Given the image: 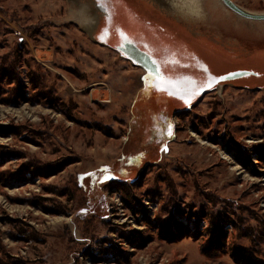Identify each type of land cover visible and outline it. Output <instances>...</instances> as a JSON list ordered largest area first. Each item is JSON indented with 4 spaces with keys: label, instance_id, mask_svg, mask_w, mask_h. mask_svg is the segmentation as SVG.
Returning <instances> with one entry per match:
<instances>
[{
    "label": "rangeland",
    "instance_id": "obj_1",
    "mask_svg": "<svg viewBox=\"0 0 264 264\" xmlns=\"http://www.w3.org/2000/svg\"><path fill=\"white\" fill-rule=\"evenodd\" d=\"M234 1L264 12V0ZM105 3L0 0V264H242L234 248L264 264V66L245 62L264 51V20L218 0ZM200 39L239 62L214 66L188 48ZM126 41L182 82L173 92L252 73L185 102L142 79L152 72ZM175 221L191 234L164 238ZM212 240L223 249L205 253Z\"/></svg>",
    "mask_w": 264,
    "mask_h": 264
},
{
    "label": "bare ground",
    "instance_id": "obj_2",
    "mask_svg": "<svg viewBox=\"0 0 264 264\" xmlns=\"http://www.w3.org/2000/svg\"><path fill=\"white\" fill-rule=\"evenodd\" d=\"M116 2V1H115ZM219 2H220V0H219ZM118 3H119V5H120V2L118 1ZM221 3V2H220ZM121 4H125V2H122L121 1ZM207 4V3H206ZM239 4V3H238ZM118 5V6H119ZM141 6V7H140ZM140 9H142V10H144L145 8H144V4H140ZM88 7H90L87 3H85V4H82V7H81V9L83 8L84 10H87V8ZM75 8V7H74ZM76 10V9H75ZM146 10V9H145ZM144 10V11H145ZM215 10V9H214ZM190 11V10H189ZM116 13H117V17H118V20H120V22L122 23V25H123V27L124 28H126V30L127 31H130V33L128 32L127 34H126V36L128 37L130 34H131V32H134L135 30H138L137 32H138V36L140 35V31H142V29H140V26L142 25V24H140L139 22L138 23H136V25L137 26H135L134 27V25H131L130 24V19L128 18V17H130L131 15V13L128 11H126V12H124V9H121V7L116 11ZM190 13L191 14H195L192 10L190 11ZM212 13V12H211ZM225 14V13H224ZM126 15H127V17H126ZM217 15V14H216ZM222 15V14H221ZM220 15V16H221ZM231 15V14H230ZM234 16V15H233ZM72 17V16H71ZM214 17V16H213ZM99 16L98 15H96V14H94V13H91V14H88V16H86L85 17V20H86V22H85V24L86 25H88V27L90 28V30H93L96 26H97V23L99 22ZM135 18V17H134ZM215 18V17H214ZM72 19V18H71ZM80 19H82V18H80ZM135 19H137V18H135ZM130 20V21H129ZM220 20H222V19H220ZM219 20V21H220ZM228 21V20H227ZM119 22V23H120ZM232 24V23H231ZM131 25V26H130ZM130 26V27H129ZM136 28V29H134V28ZM228 27V26H227ZM139 28V29H138ZM237 28V27H236ZM227 30V29H226ZM229 30V29H228ZM233 30H235V29H233ZM230 31V30H229ZM232 31V30H231ZM169 32H171V31H169ZM235 33V32H234ZM238 33V32H237ZM151 34H152V32H151ZM157 37H155V38H159L160 39V41H162V40H164V36H165V34L164 33H162V32H155L154 33ZM250 34H252V33H250ZM235 35H237V34H235ZM150 36V35H149ZM168 36V35H167ZM158 39V40H159ZM162 39V40H161ZM151 40V39H150ZM138 46V45H137ZM191 46V45H190ZM132 47V46H131ZM139 47V46H138ZM140 48V47H139ZM177 49H181V48H183V47H176ZM236 48V47H235ZM131 52H132V54L133 55H135L136 57H137V60H138V64L139 65H141V66H143L146 70L148 69L147 68V66H151V64H150V62H149V60L147 59V57L146 56H144L143 54H141V53H139L137 50H135V49H133V50H131ZM228 52V51H227ZM237 52V51H236ZM235 52V53H236ZM258 55L260 56L259 57V60L264 64V51L263 52H261V53H258ZM251 59L252 60H254V56H252L251 57ZM236 60V58H234L233 56H230L229 54H227V62L228 63H232V62H234ZM258 60V61H259Z\"/></svg>",
    "mask_w": 264,
    "mask_h": 264
},
{
    "label": "crops",
    "instance_id": "obj_3",
    "mask_svg": "<svg viewBox=\"0 0 264 264\" xmlns=\"http://www.w3.org/2000/svg\"><path fill=\"white\" fill-rule=\"evenodd\" d=\"M234 1V0H233ZM218 2H219V0H218ZM221 2V3H220ZM220 4L222 5V7H224V8H227V9H229V10H231V12H233L234 14H236L239 18H244L245 19V17H243V16H241V15H239L238 13H236L235 11H233L231 8H229L222 0H220ZM237 5H239L240 7H242V8H244V9H246L247 11H250V12H253V13H264V12H257V11H253V10H250V9H248V8H246V7H244V6H242V5H240V4H238L236 1H234ZM250 20H252V19H250ZM184 35V34H183ZM187 36V35H186ZM203 39V38H202ZM182 41V40H181ZM191 42V41H190ZM189 42V44L191 45V46H188V48H190V49H194L195 47H194V45L196 44V46H199L198 48L200 49V50H202V52H204L207 56H208V58H210L211 59V61H212V63H213V65L214 66H216V67H223V66H230V65H232V64H237L239 61H237V60H235L234 62H232V63H228L227 62V54L222 50V48L221 47H217L216 45H214V44H211L209 41L208 42H204L203 40H193L191 43ZM193 42H194V44H193ZM201 46V47H200ZM140 47V46H139ZM140 49H142V50H144L146 53H148L150 56H151V58L154 60V62H155V64L157 65V67L159 68V70L161 69L160 67V65H159V63H158V60H157V58L147 49V48H145V47H140ZM182 49V48H181ZM181 49H178V51H180ZM263 52V51H262ZM259 53H261V52H259ZM254 56V60H252V59H248V60H245V62H249V63H258V64H261V65H263L264 66V64L259 60V55H258V53L256 54V55H253ZM259 60V61H258ZM239 70H248V69H239ZM160 71H162V70H160ZM233 71H236V70H233ZM230 72H232V71H230ZM229 73V72H228ZM163 74V73H162ZM227 74V73H226ZM224 75V74H223ZM220 76H222V75H215V77H216V79L218 78V77H220ZM163 77H165V74H163ZM210 78V77H209ZM216 79H213L212 80V82L213 81H215Z\"/></svg>",
    "mask_w": 264,
    "mask_h": 264
},
{
    "label": "water",
    "instance_id": "obj_4",
    "mask_svg": "<svg viewBox=\"0 0 264 264\" xmlns=\"http://www.w3.org/2000/svg\"><path fill=\"white\" fill-rule=\"evenodd\" d=\"M229 8H231L233 11H235L236 13H238L239 15L248 18V19H252V20H264V13H253L250 11H247L246 9L240 7L239 5H237L233 0H222ZM132 46V47H131ZM122 52H124L125 54H127L131 59H133L135 62L138 63L137 57L135 55L132 54L131 50L135 49L137 50L139 53L143 54L144 56L147 57V59L149 60L151 66H147V70L149 72L152 73H160L159 72V68L157 67V65L155 64L154 60L151 58V56L146 53L144 50L140 49L135 43L133 42H129L126 41L123 43V45L118 47ZM252 73V71L249 70H236V71H232L229 72L227 74H224L220 77H224V79H219V77L216 79L217 81H221V80H225V79H232V78H236L239 76H243V75H247Z\"/></svg>",
    "mask_w": 264,
    "mask_h": 264
},
{
    "label": "snow or ice",
    "instance_id": "obj_5",
    "mask_svg": "<svg viewBox=\"0 0 264 264\" xmlns=\"http://www.w3.org/2000/svg\"><path fill=\"white\" fill-rule=\"evenodd\" d=\"M100 3V6L103 8H106L105 0H98ZM104 31H107V28L104 29ZM101 39L103 36L100 37ZM159 80V83L156 84V87L158 88H164L165 90H168L170 94L179 95L181 99H184L185 102H188V99L191 95H195V91L199 90V88L203 86H211L212 80L216 79V77H210L208 81H206V85H197L193 81H188L186 84H183L181 88H177L176 91H172V87L175 84H180L182 82L180 81H173L170 78L163 77V74L160 73H150L148 76L143 77L146 82H152L153 79ZM219 79H224V77H219ZM169 134H171V125H169Z\"/></svg>",
    "mask_w": 264,
    "mask_h": 264
},
{
    "label": "trees",
    "instance_id": "obj_6",
    "mask_svg": "<svg viewBox=\"0 0 264 264\" xmlns=\"http://www.w3.org/2000/svg\"><path fill=\"white\" fill-rule=\"evenodd\" d=\"M241 163L245 167H248V165L244 161H241ZM195 214L197 215V213H195ZM200 219L201 218L199 217L198 220H200ZM173 225H174L173 228H170V232L171 233H169L171 235V237L163 232L162 236L164 238H166V239H169V238L179 239V238L183 237L184 235L191 234V229L189 227L185 226L183 223H181L179 221L178 222L175 221ZM213 226H217L219 228V229L217 228L218 237H221L222 235H224V231L222 229V225L213 223ZM193 235L196 236L197 234L194 233ZM222 249H223V246L218 241H213L212 240V241H209L206 245H203V251L205 253H208V254L215 253L218 250H222ZM231 255L238 263H242V264H257V263H255L253 261H249L243 255H241L240 251H238L236 248L233 249V251L231 252Z\"/></svg>",
    "mask_w": 264,
    "mask_h": 264
},
{
    "label": "flooded vegetation",
    "instance_id": "obj_7",
    "mask_svg": "<svg viewBox=\"0 0 264 264\" xmlns=\"http://www.w3.org/2000/svg\"><path fill=\"white\" fill-rule=\"evenodd\" d=\"M170 60V59H169Z\"/></svg>",
    "mask_w": 264,
    "mask_h": 264
}]
</instances>
